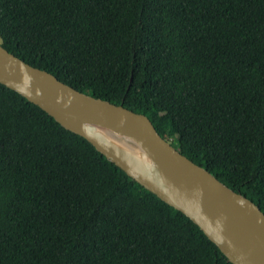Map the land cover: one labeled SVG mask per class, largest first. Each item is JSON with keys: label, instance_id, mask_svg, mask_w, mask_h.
Masks as SVG:
<instances>
[{"label": "trees", "instance_id": "trees-1", "mask_svg": "<svg viewBox=\"0 0 264 264\" xmlns=\"http://www.w3.org/2000/svg\"><path fill=\"white\" fill-rule=\"evenodd\" d=\"M0 44L147 116L264 212V0H0ZM0 264H232L201 228L0 84Z\"/></svg>", "mask_w": 264, "mask_h": 264}, {"label": "water", "instance_id": "water-1", "mask_svg": "<svg viewBox=\"0 0 264 264\" xmlns=\"http://www.w3.org/2000/svg\"><path fill=\"white\" fill-rule=\"evenodd\" d=\"M0 84L86 139L109 162L184 213L232 264H264V212L182 155L151 120L80 92L0 44Z\"/></svg>", "mask_w": 264, "mask_h": 264}]
</instances>
